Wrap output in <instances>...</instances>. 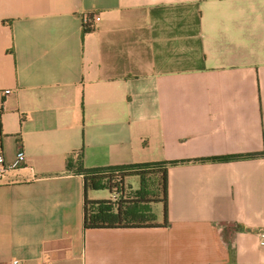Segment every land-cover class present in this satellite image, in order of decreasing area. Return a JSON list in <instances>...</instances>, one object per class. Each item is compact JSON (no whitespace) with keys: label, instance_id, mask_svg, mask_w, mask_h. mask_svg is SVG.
Segmentation results:
<instances>
[{"label":"crops","instance_id":"crops-1","mask_svg":"<svg viewBox=\"0 0 264 264\" xmlns=\"http://www.w3.org/2000/svg\"><path fill=\"white\" fill-rule=\"evenodd\" d=\"M18 151L0 264H264V0H0V152ZM79 161L180 162L166 226L84 229Z\"/></svg>","mask_w":264,"mask_h":264},{"label":"trees","instance_id":"trees-1","mask_svg":"<svg viewBox=\"0 0 264 264\" xmlns=\"http://www.w3.org/2000/svg\"><path fill=\"white\" fill-rule=\"evenodd\" d=\"M89 30V26H84ZM262 154H248L241 156H229L214 158L215 162H232L239 160L253 159ZM180 162H160L144 165H130L118 168L83 169L80 161L76 163L75 170L83 177V228L84 229H115V228H156L164 227L167 224V170L169 166ZM70 168V166L68 165ZM113 175L119 178V186L113 187L110 180ZM155 175L160 196L151 200L147 191L143 188L145 176ZM136 176L140 178L141 187L134 192L129 201L99 200L91 201L86 198L88 190L107 189L112 195L122 194L123 179ZM111 195V196H112ZM159 203L162 206L161 222H156L150 205Z\"/></svg>","mask_w":264,"mask_h":264},{"label":"rangeland","instance_id":"rangeland-1","mask_svg":"<svg viewBox=\"0 0 264 264\" xmlns=\"http://www.w3.org/2000/svg\"><path fill=\"white\" fill-rule=\"evenodd\" d=\"M119 177L117 175H113L111 180H110V183L111 185L114 187H117L119 186L120 182H119ZM159 177L158 176H155V175H149V176H145L144 179H143V188L147 191V196L148 198H150L151 200H154L156 198H158V196H160V193H159V188H158V181ZM127 183L130 184L133 188L135 189H138L141 187V181H140V178L139 177H129L127 179ZM123 192L122 194H116V199L114 202L120 200V201H129L131 200V196L134 195V192H132L130 189V187L126 186L125 183L123 182ZM90 193V192H89ZM91 193H98L97 195H100L101 197H98V198H103V197H108L112 200L111 198V193L108 192L107 189H101V190H96V191H93ZM93 195V194H91ZM153 205V204H152ZM153 207V208H151ZM150 207V210L151 212L153 213V210L155 211V207L156 206H151Z\"/></svg>","mask_w":264,"mask_h":264},{"label":"built area","instance_id":"built-area-1","mask_svg":"<svg viewBox=\"0 0 264 264\" xmlns=\"http://www.w3.org/2000/svg\"><path fill=\"white\" fill-rule=\"evenodd\" d=\"M96 22V21H99V17L96 16V15H92L91 17H84L83 18V25L84 26H89V24L91 22ZM5 94H8V92H5ZM75 157H77L75 155ZM24 162V154L22 151H18L14 160L10 163H6L5 162V159L2 155V153L0 152V179L8 172V171H11V170H15L17 168H19ZM112 198V201H115L116 199V195H112L111 196ZM257 244L259 247L263 248L264 249V232H259L258 233V241H257ZM11 264H18L17 261H12Z\"/></svg>","mask_w":264,"mask_h":264}]
</instances>
